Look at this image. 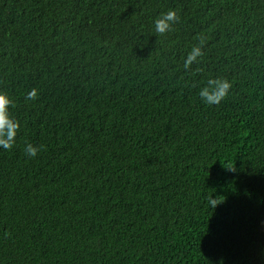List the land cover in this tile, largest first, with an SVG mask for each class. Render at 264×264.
<instances>
[{
  "label": "trees",
  "instance_id": "trees-1",
  "mask_svg": "<svg viewBox=\"0 0 264 264\" xmlns=\"http://www.w3.org/2000/svg\"><path fill=\"white\" fill-rule=\"evenodd\" d=\"M0 92V264H264V0H0Z\"/></svg>",
  "mask_w": 264,
  "mask_h": 264
},
{
  "label": "clouds",
  "instance_id": "clouds-1",
  "mask_svg": "<svg viewBox=\"0 0 264 264\" xmlns=\"http://www.w3.org/2000/svg\"><path fill=\"white\" fill-rule=\"evenodd\" d=\"M180 22V16L175 9H169L163 12L154 20V31L160 35H167L174 30V26ZM204 40L200 39L199 43L194 44L187 55L184 57V68L190 69L194 63L199 61L204 56ZM233 84L227 78H209L206 86L200 88L199 97L205 104L219 105L229 95ZM39 97V90L32 88L25 95V101H36ZM13 104V100L4 92H0V148L11 150L15 143L16 137L20 131L21 125L18 120L10 116L9 108ZM42 146H36L27 143L24 146V153L30 158H35L41 151ZM234 170L232 167H226ZM212 207L215 209L220 204L216 203V197L210 199Z\"/></svg>",
  "mask_w": 264,
  "mask_h": 264
}]
</instances>
